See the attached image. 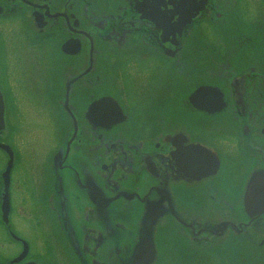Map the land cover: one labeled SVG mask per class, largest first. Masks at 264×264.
Returning a JSON list of instances; mask_svg holds the SVG:
<instances>
[{"label": "flooded vegetation", "instance_id": "af4514ba", "mask_svg": "<svg viewBox=\"0 0 264 264\" xmlns=\"http://www.w3.org/2000/svg\"><path fill=\"white\" fill-rule=\"evenodd\" d=\"M0 110V264H264V0H0Z\"/></svg>", "mask_w": 264, "mask_h": 264}, {"label": "rangeland", "instance_id": "374dc122", "mask_svg": "<svg viewBox=\"0 0 264 264\" xmlns=\"http://www.w3.org/2000/svg\"><path fill=\"white\" fill-rule=\"evenodd\" d=\"M46 52H45V54H47ZM21 54H26V51L22 50ZM43 57H45V56L43 55ZM35 103H36V105L33 104L32 106L28 107V110L27 109L20 110L19 123L16 122V124H18V128L20 130H23L24 132H25L26 128L29 126H38V127L44 126L45 128L47 126V128L44 129V131H45V134H47L46 138H48L47 139V142H48L52 139L51 134H52V128L53 127H52V124L50 123V119L47 116L46 110L43 107V104H42V107H43L42 108L38 101H36ZM25 136L29 140L28 133L25 134ZM42 141H44V138H39L37 140L36 144H38L39 142H42ZM38 152L35 150L34 156H37V157L41 156L40 152L39 153Z\"/></svg>", "mask_w": 264, "mask_h": 264}, {"label": "water", "instance_id": "95a60500", "mask_svg": "<svg viewBox=\"0 0 264 264\" xmlns=\"http://www.w3.org/2000/svg\"><path fill=\"white\" fill-rule=\"evenodd\" d=\"M0 114H1V110H0ZM0 117H1V115H0ZM0 146L3 147L2 145H0ZM7 170H8V165L6 166V168L3 172V175H2L3 179H5V184L7 183V181H6ZM4 202H5V199H3V205H4ZM5 207H7V204L5 205Z\"/></svg>", "mask_w": 264, "mask_h": 264}]
</instances>
